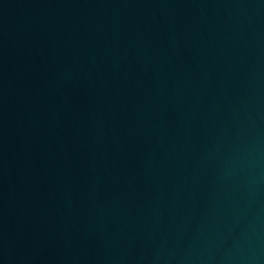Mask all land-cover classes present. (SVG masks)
I'll return each instance as SVG.
<instances>
[{"label": "water", "instance_id": "obj_1", "mask_svg": "<svg viewBox=\"0 0 264 264\" xmlns=\"http://www.w3.org/2000/svg\"><path fill=\"white\" fill-rule=\"evenodd\" d=\"M0 264H264V0H32Z\"/></svg>", "mask_w": 264, "mask_h": 264}]
</instances>
